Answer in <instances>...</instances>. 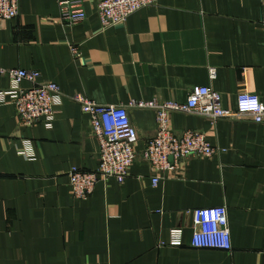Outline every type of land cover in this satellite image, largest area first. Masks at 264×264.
<instances>
[{"label": "crops", "instance_id": "obj_1", "mask_svg": "<svg viewBox=\"0 0 264 264\" xmlns=\"http://www.w3.org/2000/svg\"><path fill=\"white\" fill-rule=\"evenodd\" d=\"M96 2L84 0L74 23L60 19L58 0H18L17 15L0 20V68L37 70L61 94L51 127L21 124L0 95V264H264V123L170 113L173 131L203 132L221 151L188 157L153 186L141 151L155 114L128 105L182 102L195 85L219 92L224 107L239 91L264 105V0H157L105 28ZM9 86L0 74V92ZM76 92L128 106L136 129L128 175L98 181L85 198L67 172L96 169L99 147ZM215 205L226 207L231 249L192 247L193 211ZM175 226L180 245L167 243Z\"/></svg>", "mask_w": 264, "mask_h": 264}, {"label": "built area", "instance_id": "obj_2", "mask_svg": "<svg viewBox=\"0 0 264 264\" xmlns=\"http://www.w3.org/2000/svg\"><path fill=\"white\" fill-rule=\"evenodd\" d=\"M84 0H58L60 19L74 23L85 19L82 7ZM157 0H97L96 12L101 27L105 28L125 22L133 12L152 5ZM18 13V0H0V20L11 19ZM71 52L79 56L75 46ZM209 77H215V68L208 70ZM10 80L9 88L0 92L6 95L12 104L14 113L21 124L30 126L43 120L51 127L54 108L61 101L58 85L53 81L37 82L39 72L23 68H0ZM27 81L28 87L21 86ZM80 110L88 116L90 131L98 142V165L94 170H85L76 166L67 172L68 184L77 198L90 195L98 181L114 179L122 182L128 175L129 168L137 153L134 149L136 129L130 121L124 105H100L86 98L79 92L73 94ZM129 106L148 107L154 111L156 128L141 151V156L148 162L151 170V184L155 186L160 176L170 172L181 161L196 155L212 157L220 148L214 146L203 132L186 129L177 133L170 126L169 115L172 112L196 114L210 122L218 119H231L240 115L253 116L264 123V105L257 94L239 91L236 94L234 109L224 107L221 94L208 86H192L182 102L166 100L157 102L130 101ZM27 157L32 153L22 152ZM194 228L190 245L194 248L230 250L231 241L228 229L227 210L224 205L206 206L193 211ZM182 227L175 226L168 230L170 245H180Z\"/></svg>", "mask_w": 264, "mask_h": 264}]
</instances>
